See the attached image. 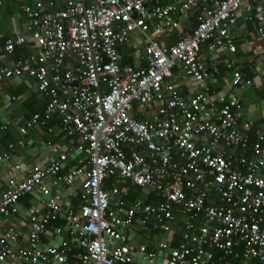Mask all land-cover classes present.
Segmentation results:
<instances>
[{"label":"built area","instance_id":"2783aa9c","mask_svg":"<svg viewBox=\"0 0 264 264\" xmlns=\"http://www.w3.org/2000/svg\"><path fill=\"white\" fill-rule=\"evenodd\" d=\"M33 1L23 11L38 52L1 68L0 90L6 79L28 76L51 101L43 116L20 128L17 144L25 145L30 126L58 114L63 137L78 134L77 151L86 158L65 177L70 156L60 146L51 164L21 177L22 166L13 164L0 216H16L25 196L41 197L28 210L27 246L18 245L19 230L0 232V264H136L129 244L134 223L170 235L176 213L185 218L182 242L160 244L169 252L166 264H264V127L240 122L234 90L211 91L208 83L223 65L233 88L253 85L233 57V31L245 14L264 37V0ZM184 23L192 28L180 30ZM26 42L19 36L0 43V58ZM126 47L140 55L134 65H125ZM178 72L200 90L182 95ZM10 125L0 122V132ZM9 160L0 154V163ZM78 181L88 203L75 214L51 195ZM130 186L164 200L125 208ZM62 214L82 252L45 243ZM140 252L150 264L158 257L146 247Z\"/></svg>","mask_w":264,"mask_h":264},{"label":"crops","instance_id":"0c3cea01","mask_svg":"<svg viewBox=\"0 0 264 264\" xmlns=\"http://www.w3.org/2000/svg\"><path fill=\"white\" fill-rule=\"evenodd\" d=\"M33 5V0H5L0 13V43L4 44L8 39H15L19 36H25L27 42L16 48L13 54L0 58V69L3 67H13L16 61L34 55L38 52L35 43L32 41L27 30V17L23 11V6ZM182 28L190 29L192 25L184 23ZM233 35L236 40L237 52L234 59L240 64L246 78L253 80L251 87L235 89L229 83L231 82L232 73L223 65L220 66V73L212 75L209 80L211 91H231L238 95L241 105L240 122L249 121L254 123V128L264 127V37L257 33V26L246 19L243 14L239 17L238 24L234 28ZM175 35L170 36L169 41H175ZM125 65H134L140 58L133 48H123ZM209 67L213 66L210 62ZM177 85L182 95L186 98L191 97L196 91L200 90L199 86L192 80H184L181 73L178 72ZM51 97L37 88L35 79L22 76L6 79L2 83L0 90V122L10 121L11 125L7 131L0 132V154H9L11 160L0 163V192L7 188V172L13 168V164H20L22 171L17 173L21 177L25 170L31 167H45L51 164L57 153L54 147L60 146L62 152L67 153L70 157L65 163L61 176L65 177L71 167L80 164L86 156L77 151L80 136L75 134L72 137L61 136L62 118L58 114L51 116L47 124L32 125L28 128V133L24 137L26 143L23 147L17 142L21 139L20 128L25 127L31 118L36 115H44ZM53 130V131H51ZM254 133V132H253ZM253 138V136H252ZM10 144H16L13 150L9 149ZM239 155V154H236ZM113 179L108 181L107 188H111ZM41 194L36 192L32 195L25 196L19 203V213L16 216H0V232L8 229H16L22 233L18 245L27 246L28 233L30 230L28 210L38 205ZM52 199L60 204L65 210H71L78 214L81 208L88 203L85 198L81 181L76 182L73 186L62 184L53 189ZM142 200L146 204H157L163 201L162 196L147 194L139 188L130 186L128 202L125 208L130 207V202ZM113 209H118L116 203L112 204ZM175 223L172 224L173 234L161 231L144 229L136 221L129 232V244L136 264H150L144 259L140 248L146 247L148 252H152L158 257L154 264H166V258L169 252L163 251L160 244L170 242L172 247H177L182 242L185 218L176 213ZM57 229H62V234H57ZM45 243L48 246L70 247L74 252H82L74 237L71 235L68 223L64 215L52 222ZM176 234H179L176 240ZM177 241V242H176ZM176 244V245H175ZM164 255V256H163ZM74 260V256L70 255ZM243 261L234 262L240 264ZM13 264H18L14 262Z\"/></svg>","mask_w":264,"mask_h":264},{"label":"trees","instance_id":"16d2710c","mask_svg":"<svg viewBox=\"0 0 264 264\" xmlns=\"http://www.w3.org/2000/svg\"><path fill=\"white\" fill-rule=\"evenodd\" d=\"M255 135L253 136V138H252V142H255ZM178 238H179V234H176V240H178ZM177 242V241H176ZM176 245V244H175Z\"/></svg>","mask_w":264,"mask_h":264},{"label":"bare ground","instance_id":"6f19581e","mask_svg":"<svg viewBox=\"0 0 264 264\" xmlns=\"http://www.w3.org/2000/svg\"><path fill=\"white\" fill-rule=\"evenodd\" d=\"M5 1V0H4ZM53 131V130H52ZM62 135V134H61ZM15 147H16V145H15ZM22 147V146H21ZM5 190V189H4ZM21 201V200H20ZM20 203V202H19Z\"/></svg>","mask_w":264,"mask_h":264}]
</instances>
